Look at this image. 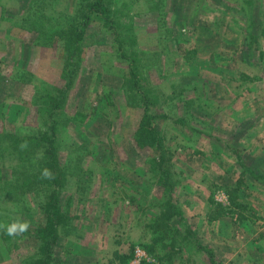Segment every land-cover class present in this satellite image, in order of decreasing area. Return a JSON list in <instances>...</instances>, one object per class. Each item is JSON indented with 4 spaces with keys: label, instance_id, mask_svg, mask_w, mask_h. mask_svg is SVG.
<instances>
[{
    "label": "rangeland",
    "instance_id": "obj_1",
    "mask_svg": "<svg viewBox=\"0 0 264 264\" xmlns=\"http://www.w3.org/2000/svg\"><path fill=\"white\" fill-rule=\"evenodd\" d=\"M90 1L0 0V264H264V0Z\"/></svg>",
    "mask_w": 264,
    "mask_h": 264
},
{
    "label": "trees",
    "instance_id": "obj_2",
    "mask_svg": "<svg viewBox=\"0 0 264 264\" xmlns=\"http://www.w3.org/2000/svg\"><path fill=\"white\" fill-rule=\"evenodd\" d=\"M248 4L249 2H251L252 0H247ZM105 3L104 0H92L90 1V3H88V6L85 9V12L83 13V22L80 24V30H84L85 26L90 23L93 20H98V21H102V23H104L107 19L108 16L105 12ZM108 21V20H107ZM112 28V27H111ZM254 33H258V32H253L252 34L254 35ZM80 33L78 32V37H80L79 35ZM251 34V35H252ZM144 99V96L142 97ZM145 100V99H144ZM145 105L148 106L147 101L145 100L144 102ZM146 113L144 114V118L143 121L140 123V130H139V135L141 139H145V142H147L146 140L149 141L150 144H158L157 145V150L156 153L158 154L157 159L153 160L152 163L158 168V170H163L162 167V162L165 160L164 157V153H162L161 149L159 148V146L161 145V137L158 135V132L150 127V120H151V115L148 114L147 112V107H145ZM56 133H55V125L53 124L51 126V134L50 137H47L46 139V145L47 148L45 150V154L47 156V160L48 162L46 163V166L43 169H39L38 171H36L35 173H33V177L39 179V181H43L46 183V181H48V179H44L42 178V172L44 169H48L51 171V173L53 174V177H56V173H57V159L55 156V152L54 150V137H55ZM38 137L36 135H32V136H25L22 137V141H28V140H32V139H37ZM44 140V138H43ZM160 144V145H159ZM157 160H159L157 162ZM164 173V179L165 181H160L161 184L165 185L166 182H168V174L169 171L167 169L163 170ZM53 179V178H52ZM49 182V181H48ZM173 211L176 210V213H179L177 207L172 206ZM58 213H61V209L59 206V202L56 198H53V205H52V210L49 214L48 220H47V233L43 234L44 236V242H43V247H44V256L43 258L40 259L39 264H50V259L52 258L51 255V243L53 240H55L56 238V230L53 229V224L56 222V220H58ZM52 260L55 261L56 264L59 260H56L54 258H52ZM120 262L122 264H125V262H122V259H120Z\"/></svg>",
    "mask_w": 264,
    "mask_h": 264
},
{
    "label": "clouds",
    "instance_id": "obj_3",
    "mask_svg": "<svg viewBox=\"0 0 264 264\" xmlns=\"http://www.w3.org/2000/svg\"><path fill=\"white\" fill-rule=\"evenodd\" d=\"M42 178L44 179H52L53 174L50 170L44 169L42 172ZM29 228V224L27 222H17L9 225L6 229V235L15 236L24 233Z\"/></svg>",
    "mask_w": 264,
    "mask_h": 264
}]
</instances>
